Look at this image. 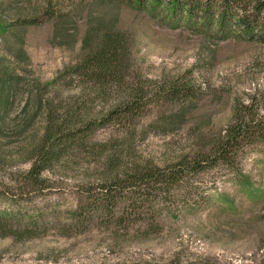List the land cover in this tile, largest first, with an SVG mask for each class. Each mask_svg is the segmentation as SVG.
<instances>
[{
	"label": "rangeland",
	"instance_id": "obj_1",
	"mask_svg": "<svg viewBox=\"0 0 264 264\" xmlns=\"http://www.w3.org/2000/svg\"><path fill=\"white\" fill-rule=\"evenodd\" d=\"M17 16H37V21L15 24L5 33L24 57L8 49L0 34V54L17 74L0 134V220L7 231L0 233V264H264V134L234 142L228 161L184 167L175 186L153 185L146 197L96 209L104 175L190 162L197 150L206 152L236 107L264 116V43L215 40L122 1L0 0V20L14 22L9 20ZM90 17H112L132 36L123 83L103 82L102 98H115L125 82L150 78V90L163 79H186L192 89L183 99L184 118L167 131L159 123L152 126L182 108L181 100L155 103L153 97L130 123L111 117L74 132L62 156L42 171V185L24 184L27 156L48 101L58 104L59 116L74 102L78 117L98 115L106 107L93 96V84L82 85L85 76L71 75L81 45L88 42ZM52 80L57 93L45 86L39 106L35 84ZM110 189L124 191L112 183Z\"/></svg>",
	"mask_w": 264,
	"mask_h": 264
},
{
	"label": "trees",
	"instance_id": "obj_2",
	"mask_svg": "<svg viewBox=\"0 0 264 264\" xmlns=\"http://www.w3.org/2000/svg\"><path fill=\"white\" fill-rule=\"evenodd\" d=\"M107 2H126L142 9L149 10L156 17L164 18L168 23L178 26L188 27L196 32L202 33L209 38L218 40L232 37L242 40H253L264 43V0H105ZM48 15H54L55 11L50 10ZM88 20L85 26L84 42L81 45L76 62L71 66V75L80 74L85 76L82 81L90 85L93 84V96L103 99L100 93L101 84L107 80H112L119 87L123 83L125 72L129 66L130 47L132 41L126 26L121 25L112 17L104 19L95 17ZM6 22L0 20V34L2 41L7 48L24 57L21 47L9 40L5 34L9 32L13 25H25L36 23L37 16H17ZM132 37V36H131ZM132 40V39H131ZM13 70L9 66L5 57L0 54V134L4 124V116L11 101L12 92L15 89V79ZM146 81L129 82L124 84L121 92L116 91L115 98L106 101V107L98 115L84 113L77 116L75 109L77 102L67 104L64 113H69L68 117L59 116L57 105L48 101L46 104V119L39 135L33 142L29 150L28 167L23 171L24 184L40 186L45 180L42 171L47 169V164L57 161L64 150L74 141V132L81 128L88 130L93 125L103 124L109 118H120L130 123L155 97V103H165L181 100L182 108L174 114H164L158 121L150 122L151 125H160L163 131L177 127L184 118L183 99L191 92V84L186 80L163 79L158 84H154L153 89L146 87L150 83V78ZM137 81V80H136ZM149 81V82H147ZM164 81V82H163ZM48 87L51 93H57L55 82H44L35 84L37 103L41 106L42 90ZM85 86V85H84ZM118 93V94H117ZM96 98V99H97ZM92 99V97H91ZM95 99V100H96ZM97 99V100H98ZM87 101V99H86ZM56 112H53V111ZM52 116V117H50ZM264 116L251 114L246 106L234 108L233 118L228 121L222 132L208 142V148L197 150L193 153L190 162L180 159L172 167L158 165H143L134 167L126 171L120 168L111 174L104 175L101 181V201L97 203L96 209L100 211L114 207L118 200L124 201L136 197H146L153 189V185L175 186L183 180L184 167L197 169L207 161L221 159L228 161L230 147L234 142L247 140L252 142L255 136H263ZM140 130V129H139ZM134 131L130 132L128 139L133 138ZM257 134V135H256ZM81 139L83 137L81 136ZM203 151V152H200ZM123 153V152H122ZM119 153V154H122ZM125 154V153H123ZM201 160H204L201 162ZM206 161V162H205ZM213 162V163H214ZM115 185L118 191L112 193L110 184ZM161 189L160 186H156ZM119 194V195H117ZM100 204V205H99ZM6 225L0 220V233H6ZM102 264H173L156 263L149 260H132ZM187 264V263H182Z\"/></svg>",
	"mask_w": 264,
	"mask_h": 264
}]
</instances>
